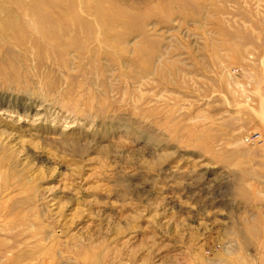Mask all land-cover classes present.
<instances>
[{"label": "rangeland", "instance_id": "374dc122", "mask_svg": "<svg viewBox=\"0 0 264 264\" xmlns=\"http://www.w3.org/2000/svg\"><path fill=\"white\" fill-rule=\"evenodd\" d=\"M0 264H264V0H0Z\"/></svg>", "mask_w": 264, "mask_h": 264}]
</instances>
